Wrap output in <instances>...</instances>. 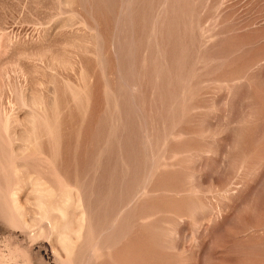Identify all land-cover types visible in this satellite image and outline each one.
Instances as JSON below:
<instances>
[{
	"label": "rangeland",
	"instance_id": "1",
	"mask_svg": "<svg viewBox=\"0 0 264 264\" xmlns=\"http://www.w3.org/2000/svg\"><path fill=\"white\" fill-rule=\"evenodd\" d=\"M0 264H264V0H0Z\"/></svg>",
	"mask_w": 264,
	"mask_h": 264
}]
</instances>
